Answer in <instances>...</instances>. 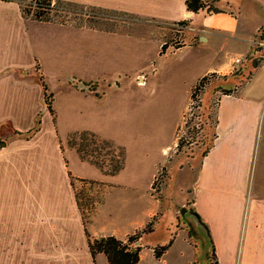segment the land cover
<instances>
[{
  "label": "crops",
  "instance_id": "1",
  "mask_svg": "<svg viewBox=\"0 0 264 264\" xmlns=\"http://www.w3.org/2000/svg\"><path fill=\"white\" fill-rule=\"evenodd\" d=\"M62 1L122 13L148 23L172 25L188 19L185 0ZM249 1L259 10L250 7L249 16L238 18L228 13L211 15L202 28L195 30L199 34L197 44L182 52L179 61L194 54L209 62L196 81L208 73H230L260 36V29H264V0ZM49 24L52 23L23 19L20 13L12 19L0 11V139L6 143L0 148V234L23 237L29 246L42 250L41 254L57 255L61 248H84L86 261L98 264L104 255L91 257L88 253L84 226L70 185L71 173L64 159V144L53 114L43 112L39 132L28 141L3 139L15 131L32 128L44 108L36 68L50 79L61 72L60 68L51 70L46 64L48 45L39 33ZM261 73L264 74V63L238 95L220 98L217 139L200 165L194 186V207L208 226L219 264L238 263L241 238L244 243L240 264H264V183L250 180L261 145L259 122L264 105L253 85ZM61 74L75 76L65 70ZM61 86L69 87L64 82ZM69 151L74 153L73 149ZM109 182L106 181L113 186ZM254 191L261 192L260 196H255ZM150 199L142 217L133 218L136 210L124 224L123 237L114 231L109 233L106 222H97L106 206L103 199L92 215V237L115 234L124 239L158 211L159 205ZM185 240L189 245L186 232Z\"/></svg>",
  "mask_w": 264,
  "mask_h": 264
},
{
  "label": "rangeland",
  "instance_id": "2",
  "mask_svg": "<svg viewBox=\"0 0 264 264\" xmlns=\"http://www.w3.org/2000/svg\"><path fill=\"white\" fill-rule=\"evenodd\" d=\"M20 3V0H0V11L6 12L9 18H17ZM56 10V14H50L53 23L45 25L39 33L48 45L46 64L51 70L60 68L59 71L72 73L75 76H70L84 82H99L96 88L99 97L108 83L116 81L118 74L125 75L119 86L110 91L105 104L93 100V94L67 85V75L60 76L61 72L52 74L48 80V86L56 93L52 114L64 144L67 169L71 175L84 178L74 182L86 204L83 210L89 211L105 199L106 206L101 209L97 222H106L109 233L114 231L123 237L122 228L136 210L133 218L145 214L150 198L158 204L151 186L173 156L172 147L180 133L191 87L209 62L194 54L181 61L179 56L159 58L161 46L174 24L148 23L122 13L90 8ZM98 77H106V81L101 83ZM63 82L70 88L64 89ZM253 85L264 105V74L257 75ZM81 133L92 134L96 140L108 141L121 150L123 168L117 176L103 175L93 164L81 160L75 150L70 153L66 137H71L69 142L78 143ZM258 140L261 145L250 180L260 184L264 183V113L260 117ZM109 151L103 149L101 154ZM197 171L184 168L178 173L174 184L175 207L181 208L184 199L191 197L187 191L194 193ZM156 183H160L157 185L160 194L167 196L161 182ZM260 193L254 191L255 196ZM86 231L92 237V215ZM242 240L237 264H240ZM189 245L185 231L180 230L163 258L156 260L151 251L143 250L139 264H191L196 250ZM41 251L29 246L23 237H10L8 232L0 234V264H92L86 261L84 248H61L57 255L41 254ZM103 258L98 264H108Z\"/></svg>",
  "mask_w": 264,
  "mask_h": 264
},
{
  "label": "trees",
  "instance_id": "3",
  "mask_svg": "<svg viewBox=\"0 0 264 264\" xmlns=\"http://www.w3.org/2000/svg\"><path fill=\"white\" fill-rule=\"evenodd\" d=\"M20 0L18 7L19 13L23 19L37 22L53 23L50 14H56L57 10L71 9L73 11L83 10V8L96 9L101 12L104 9L93 8L75 2L62 0ZM55 2V3H54ZM249 0H185V9L191 18L175 23L171 34L166 38L161 46L159 58L177 57L185 50L195 46L198 42L199 34L195 30L202 28L204 20L215 14L228 13L238 17H244L248 14L250 7H254ZM106 11V10H105ZM94 12V11H90ZM106 13H116L106 11ZM119 14V13H116ZM78 27V26H77ZM262 44V45H261ZM264 63V29H260V36L251 45L247 54L237 63L236 67L226 75L217 73H208L200 77L191 87L189 93L188 106L183 115L179 135L173 148V156L168 160L167 166L162 167L158 176L154 178L151 186L152 195L158 201V211L152 215L147 222L140 228L128 234L124 239H119L111 234L90 237L87 234L86 226L90 221V216L96 210V207L102 203L103 199L93 205L91 210H83L86 204L83 202L75 188V180L70 174V185L74 191L77 209L81 215L84 232L87 241V250L91 257L104 255L108 264H139L140 254L143 250L152 252L154 259L159 260L173 243L176 233L187 230L184 218L180 211L183 207L197 214L194 207V193L187 191L191 197H186L181 208L174 206L175 181L178 173L184 169L198 170L203 159L214 147L217 139V109L219 100L223 96H236L240 89L246 85L261 64ZM38 78L42 86V98L46 106V111L52 113V104L56 93L48 86L49 76L39 67L36 68ZM64 74H60V76ZM121 76H125L120 74ZM66 83L70 87L76 88V84L68 80ZM74 78V77H72ZM106 77H98L101 83L106 81ZM76 79V78H75ZM83 81L81 79H76ZM84 82V81H83ZM88 89L79 90L82 93L93 94L92 99L105 104L107 96L113 89H106L101 97L92 91V86L97 88L99 82L92 80L84 82ZM42 111L37 115L34 126L27 131H15L6 141L30 140L39 132L41 127ZM73 136V135H72ZM79 142H69L68 146L75 150L81 160L93 164L103 175L117 176L123 168V154L121 150L113 147L108 142H100L92 134H78ZM90 136V137H89ZM110 149L108 154H101L103 149ZM117 153V154H116ZM197 178V177H196ZM161 182L167 196L160 194L157 185ZM84 180H81L83 182ZM156 183V185H155ZM193 194V195H192ZM95 204V203H93ZM178 210L177 214L175 211ZM87 213V214H86ZM198 215V214H197ZM207 229V243L209 255L206 264H219L215 249L212 243L208 226L202 221ZM189 243L195 251V260L192 264H199L197 242L188 236Z\"/></svg>",
  "mask_w": 264,
  "mask_h": 264
},
{
  "label": "water",
  "instance_id": "4",
  "mask_svg": "<svg viewBox=\"0 0 264 264\" xmlns=\"http://www.w3.org/2000/svg\"><path fill=\"white\" fill-rule=\"evenodd\" d=\"M190 14H187L186 18H189ZM201 41V38L199 39ZM68 80L76 84V88L79 90L88 89L87 85L83 81H78L75 78L69 77ZM44 104V101H43ZM46 111V106L44 104V108L42 113ZM6 143L0 141V148L5 147ZM181 216L184 218V221L187 226V230L189 232V237L197 242L198 248V260L199 264H206L207 258L209 255L208 243H207V229L201 222V218L199 215L194 213L193 211L188 210L186 207H183L180 211Z\"/></svg>",
  "mask_w": 264,
  "mask_h": 264
},
{
  "label": "flooded vegetation",
  "instance_id": "5",
  "mask_svg": "<svg viewBox=\"0 0 264 264\" xmlns=\"http://www.w3.org/2000/svg\"><path fill=\"white\" fill-rule=\"evenodd\" d=\"M261 45H262V44H261ZM122 79H124L123 76H121L120 74H118V75L116 76V81H114L113 84L108 83L106 89H111V88H113V87H118V86H119V82L122 81ZM86 83H87V82H86ZM87 84H88V83H87ZM106 89H105V90H106ZM105 90H104V91H105ZM92 91H94L95 93L98 94V92H97L98 90H97L96 88H94V86H92ZM0 141H2V140L0 139Z\"/></svg>",
  "mask_w": 264,
  "mask_h": 264
}]
</instances>
